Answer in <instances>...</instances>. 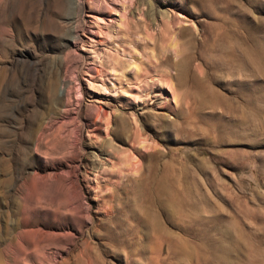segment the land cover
Returning <instances> with one entry per match:
<instances>
[{
    "label": "rangeland",
    "instance_id": "1",
    "mask_svg": "<svg viewBox=\"0 0 264 264\" xmlns=\"http://www.w3.org/2000/svg\"><path fill=\"white\" fill-rule=\"evenodd\" d=\"M0 264H264V0H0Z\"/></svg>",
    "mask_w": 264,
    "mask_h": 264
},
{
    "label": "bare ground",
    "instance_id": "2",
    "mask_svg": "<svg viewBox=\"0 0 264 264\" xmlns=\"http://www.w3.org/2000/svg\"><path fill=\"white\" fill-rule=\"evenodd\" d=\"M114 4V3H113ZM118 10V9H117ZM117 10H115V15H117L118 14V16H119V18H120V16H122V14H120L119 15V13H118V11ZM108 15V14H107ZM109 19H110V21H109V23L111 24V23H114L115 22V18H114V15H113V18L112 17H110L109 16ZM101 21H103L102 19H101ZM127 21V20H126ZM122 23V22H121ZM131 24V23H130ZM129 22H124L122 25L123 26H125L128 30H129V28H132L131 26L129 27ZM95 26V25H94ZM114 26V25H113ZM96 28V30H93L94 28L93 27H91V29H89V28H87L88 30H85V34H86V38H87V40H84V41H82V48L84 49V48H86V46L87 47H89V49H93V50H95L96 48V46L97 45H99V44H101V45H106V44H108L109 45V43L111 42L110 40L111 39H113L112 37H107V35L104 33V30H103V27L102 26H98V27H95ZM124 28V27H123ZM134 28V27H133ZM127 29H126V31H127ZM131 31V33L133 32L132 30H130ZM118 32V31H117ZM121 32V31H120ZM129 32V31H128ZM135 32V31H134ZM133 32V33H134ZM107 39H106V38ZM116 37H117V35H116ZM97 38H100V39H97ZM105 39V40H104ZM119 39V38H118ZM114 41H116V40H114ZM112 43V42H111ZM136 44H137V42H136ZM150 44V43H149ZM145 47H146V44H144V45H142V47H141V49H145ZM82 49V50H83ZM122 51H125L126 52V50L125 49H123ZM130 52H127L126 54H129ZM118 54V53H117ZM131 55V54H130ZM187 58H186V60H188V56H186ZM185 58H183V59H181V60H183V61H178V62H176V65H180V64H183L184 62H185V60H184ZM162 61V60H161ZM165 62H167L168 61V58L166 57L165 58V60H164ZM117 63V62H116ZM121 66V69L123 70V73H122V75H114L115 76V78H113V80H115V82L112 84V87H113V91L115 92V90H116V95L118 96V97H124V99L126 98L127 100H132L133 101V103L135 104V103H137V104H139L140 106H142V110H144V109H146V107H147V104H149L148 103V101L150 100V97H151V93H152V91L151 90H149V85L147 86H145V81H147L148 82V80L147 79H145V77H142L143 79H141V78H139L140 77V75L138 74V73H136L134 70H133V72H131V73H129L128 71H127V68L129 67V65H124V63L123 64H121L120 65ZM155 66H157V65H155ZM92 69H93V67H92ZM129 69H130V67H129ZM132 70V69H131ZM94 71H95V73H96V75H97V77L100 79V80H102V78H103V76L101 75L102 74V71H101V69L100 70H98V68H94ZM138 71V70H137ZM129 77V78H126L127 76ZM124 75L126 76V77H124ZM142 75H144L143 73H142ZM92 77V76H91ZM90 77V78H91ZM155 78V77H154ZM104 81V80H103ZM149 82H151V81H149ZM126 83V84H125ZM143 83V84H142ZM150 84V83H149ZM124 87H125V89H124ZM135 91V94H134V92H132V91ZM171 89H169V91H170ZM188 94L186 93L185 94V98H188ZM172 98H173V101H175L176 102V100H175V98H174V96L172 95ZM127 105V104H126ZM177 111H179V108L177 107ZM189 111V107H187V109H185V111ZM115 118H116V116H115ZM100 119H101V117H100ZM119 118H116V122H117V126H118V129L120 130V132H121V134H124V133H126V132H128L129 131V129H128V126H125V125H127V124H124V121H123V119H120V120H118ZM182 122H187V118L186 117H183L182 118ZM136 131V133H135V135H138V132H137V130H135ZM122 162H124V163H127V160L126 159H124ZM128 164H129V162H128Z\"/></svg>",
    "mask_w": 264,
    "mask_h": 264
}]
</instances>
